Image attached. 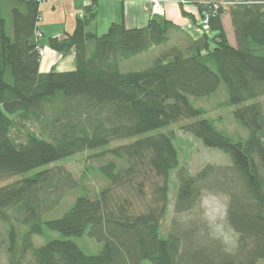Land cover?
I'll return each instance as SVG.
<instances>
[{
  "label": "trees",
  "instance_id": "16d2710c",
  "mask_svg": "<svg viewBox=\"0 0 264 264\" xmlns=\"http://www.w3.org/2000/svg\"><path fill=\"white\" fill-rule=\"evenodd\" d=\"M43 1L0 0V182L20 176L0 184V247L9 264H259L264 259V0H194L200 11L203 1L210 4L211 34H202L203 44L171 45L150 66L127 71L121 69L124 61L167 45L170 30L180 26L153 16L142 27L112 22L100 35L90 30L93 0L73 31L49 39L54 50H75V68L41 71ZM226 13L235 45L224 27ZM221 82L225 103L235 106L246 137L219 129L206 109L190 100L216 92ZM182 119L188 121L181 130L221 149L231 163L207 164L195 175L181 169L175 211L192 210L203 190L225 194L227 221L237 234L231 252L220 242L197 243L195 228L162 232L171 172L180 162L171 126ZM86 150L95 151L93 157H112L99 167L107 185L94 196L80 192L62 214L50 217L78 186L57 162ZM119 187L142 196L145 209L134 212L129 197L117 199ZM46 229L63 237L36 246L33 235ZM86 233L103 242L98 253H86L72 239Z\"/></svg>",
  "mask_w": 264,
  "mask_h": 264
},
{
  "label": "rangeland",
  "instance_id": "374dc122",
  "mask_svg": "<svg viewBox=\"0 0 264 264\" xmlns=\"http://www.w3.org/2000/svg\"><path fill=\"white\" fill-rule=\"evenodd\" d=\"M175 4L180 6L178 3ZM47 5L49 4L44 5V7ZM4 13L9 22V16L5 10ZM224 19L227 24V30L232 43L235 44L234 31L232 25L227 21L228 16L225 15ZM171 45H173V43L169 42L165 46L154 47L137 57L126 60L121 64V69L123 71H127L148 67L159 54H163L170 48ZM212 66L214 67L213 64ZM226 96L227 93L225 83L221 82L220 87L216 92L207 96L191 95L190 100L195 106L205 108L206 117L214 119L219 129L233 136L246 137L248 135V130L235 119L233 115L235 106H230L225 103ZM261 100L263 101L264 97ZM187 121V119H182L171 126L176 129L175 143L179 150L180 162L179 166L171 172L169 210L163 223L162 232L166 235L170 231L183 232L185 230L195 228L194 237L195 241L197 240V243L212 245L216 244V242H220L225 250L231 252L235 249L237 234L227 221L226 209L228 198L225 194L214 190H203L200 200L192 210L183 213H177L175 211L174 204L179 186L178 173L181 169L187 170L189 174L195 175L207 164L227 166L231 163L228 154L221 149L207 146L192 134L181 130L179 126ZM27 126L34 130L38 128L37 124L27 123ZM15 132L16 131H14V134ZM132 140L133 138L118 140L112 142L110 146L113 147ZM94 152L95 151L86 150L77 153L74 156L63 158L57 162V164L64 166L72 172L74 178L78 181V186L67 195L66 200L61 203L59 207L53 209L48 214L50 217L62 214L68 207L69 203H71L80 192L83 193L84 191H87L91 196H94L102 187L107 185L105 179L99 172V167L106 160L111 159L112 157L110 155L105 157H93L92 154ZM19 177L20 176H16L14 178L3 180L0 184L11 182ZM114 194L117 199L126 196L129 197L133 201L134 212H140L145 209V199L129 188L119 187ZM45 232L46 233L44 235H33V242L36 246L45 244L54 238L63 237V235L57 231H50L46 229ZM72 239L75 240L88 254H96L103 247V242L89 236L87 233L81 237H72ZM0 248V264H9L8 254L5 251V248ZM143 264L151 263L145 261ZM259 264H264V259L260 260Z\"/></svg>",
  "mask_w": 264,
  "mask_h": 264
},
{
  "label": "crops",
  "instance_id": "0c3cea01",
  "mask_svg": "<svg viewBox=\"0 0 264 264\" xmlns=\"http://www.w3.org/2000/svg\"><path fill=\"white\" fill-rule=\"evenodd\" d=\"M91 3L92 1L90 0L43 1L41 5L42 21L40 24L43 35L39 39V43L43 48L40 62L41 71H49L51 69L72 70L75 68V50L72 49L65 54L59 53L50 47L49 39L54 36L62 37L73 31L79 13L82 12L85 15L86 7ZM46 4L49 5L44 7ZM91 5H93L96 15L90 30L100 35L108 29L112 22H123L127 27H142L153 17L150 11V0H96ZM225 15L228 16L227 21L231 24L229 14L226 13ZM224 16L223 23L228 38L231 44L235 45L229 36ZM162 17L180 26L178 30H170V41L173 45L186 48L203 44L201 33L183 28L191 17L184 14L179 5L172 2L166 3L165 14Z\"/></svg>",
  "mask_w": 264,
  "mask_h": 264
},
{
  "label": "built area",
  "instance_id": "2783aa9c",
  "mask_svg": "<svg viewBox=\"0 0 264 264\" xmlns=\"http://www.w3.org/2000/svg\"><path fill=\"white\" fill-rule=\"evenodd\" d=\"M93 1V0H90ZM168 2H175L180 4L181 7H183L186 12L189 13L188 16L191 17L190 13L195 16V20L191 17L189 22L183 26L186 30H195L199 33H208L211 34V31L209 29V21H210V15L211 12L208 10L209 2L203 1V6L205 5L206 8H203L202 11L198 9L197 6L194 5V1L192 0H150V11L152 16H163L165 14V4ZM215 8H218V4H214ZM83 13L80 12L79 16L83 17ZM41 33H39L38 38L41 37ZM41 53H43V49H41Z\"/></svg>",
  "mask_w": 264,
  "mask_h": 264
}]
</instances>
